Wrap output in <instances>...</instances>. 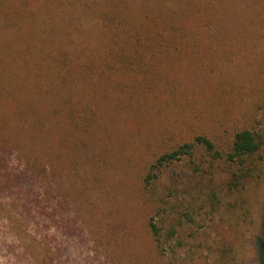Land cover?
Wrapping results in <instances>:
<instances>
[{
  "label": "rangeland",
  "instance_id": "obj_1",
  "mask_svg": "<svg viewBox=\"0 0 264 264\" xmlns=\"http://www.w3.org/2000/svg\"><path fill=\"white\" fill-rule=\"evenodd\" d=\"M152 1L158 12V6L181 9L182 53L157 54L151 75L158 78L147 95L122 67L105 69L93 81L100 92L96 87L85 97L105 117L79 121L84 136L74 147L40 139L32 145L18 134L25 121L16 110L25 95L16 108H0L13 117L6 121L4 114L0 124L7 122L2 129L16 143L8 168L0 164V264H264L258 250L264 248V150L262 159L244 163L226 158L240 131L264 141V0ZM19 3L0 0V49L14 48L1 13L13 16L9 7L35 24L41 38L45 23L55 26L69 8L68 22L84 28L75 31L73 49L81 36L92 49L103 40L94 10ZM197 135L211 139L223 158L197 145L193 155L155 170L157 179L145 185L162 154ZM34 159L49 179L29 175L7 189V173L22 172ZM252 165L258 170L247 177ZM20 186L34 192L19 195Z\"/></svg>",
  "mask_w": 264,
  "mask_h": 264
},
{
  "label": "trees",
  "instance_id": "obj_2",
  "mask_svg": "<svg viewBox=\"0 0 264 264\" xmlns=\"http://www.w3.org/2000/svg\"><path fill=\"white\" fill-rule=\"evenodd\" d=\"M30 1L20 0L19 4L26 7ZM137 2V0H46L47 7L57 4L59 8L84 7L86 11L94 10L93 13L99 21L98 29L101 30L99 38L103 39L97 40L98 46L94 49L87 47L92 42L86 36H81L78 48L73 49L75 35L78 34L75 31L84 28H76L72 21L68 22L73 12L69 8L67 10L64 8L65 17L61 18L62 21L58 24H54L55 26H48L45 23L43 38L40 37V31L33 28L35 24L28 25L23 22L24 15L20 14V11L9 7L14 17L8 16L7 9L1 12L5 17L7 35L10 39L16 38L12 43L14 48L7 49L5 46L0 49L3 55L0 58V108L8 104L16 108L20 98L25 95L24 105L17 106L16 110L18 121H25L18 134L27 135L32 145H36L40 139L51 146L57 144L60 147L71 145L74 147L84 136L80 129L84 122L89 124L87 122L94 115L97 119L105 117L103 115L105 111L93 108L85 102V97H89L91 89L97 87V92H100V84L93 81L102 77L105 69L116 72L122 67L121 71L126 73L127 77L136 78L137 84H134L136 90L148 94V90H151L158 78V75H151L153 63H159L156 61L157 54L160 58L171 53L181 54L186 33L182 25L184 17L179 7L158 6L160 7L158 12L152 0ZM166 2L167 0L164 4ZM131 9L135 12L132 13ZM60 33L62 34L58 35ZM92 56L96 57L94 62L88 59ZM107 58L113 60L108 62ZM18 69L23 71L22 78L19 77ZM19 78L20 81L17 80ZM77 93L79 97L76 98ZM5 109L0 111V118L3 119L5 114L7 117L5 120H11L13 117L7 112V107ZM48 122H51V128L47 125ZM5 123L0 124V164L7 169V155L13 154L15 148L13 144L16 143L12 135L11 140L5 135L3 127L7 122ZM197 145L204 146L213 159L224 156L211 139L197 135L193 142L182 143L175 150L162 154L151 165L145 177V185L151 187L153 181L157 179L155 170L179 161L184 156L193 155ZM263 150L264 141L258 134L243 130L235 134L231 152L226 154V158L232 163H244L246 159L252 160L257 155L262 159ZM18 155L19 160L24 159L20 153ZM255 166L247 169V177L254 174V169L258 170ZM46 169L38 159L27 161L26 169L22 172L15 173L13 169V173H7V189L9 185L12 188L17 181L24 183V179L29 175L43 183L49 179ZM24 190L25 187L20 186L18 194L25 192L28 196L34 192V189ZM150 225L157 233L156 225L152 223ZM258 250L259 254H264L262 245H259Z\"/></svg>",
  "mask_w": 264,
  "mask_h": 264
}]
</instances>
